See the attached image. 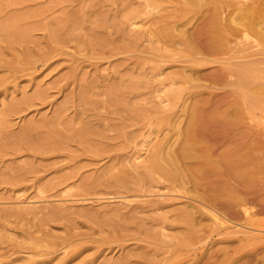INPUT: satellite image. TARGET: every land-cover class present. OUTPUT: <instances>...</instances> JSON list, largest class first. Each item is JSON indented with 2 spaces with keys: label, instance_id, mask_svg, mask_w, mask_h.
<instances>
[{
  "label": "rangeland",
  "instance_id": "374dc122",
  "mask_svg": "<svg viewBox=\"0 0 264 264\" xmlns=\"http://www.w3.org/2000/svg\"><path fill=\"white\" fill-rule=\"evenodd\" d=\"M195 1L0 0V264H264V38L210 46L236 0ZM193 112L213 158L248 146L249 214L153 171Z\"/></svg>",
  "mask_w": 264,
  "mask_h": 264
},
{
  "label": "bare ground",
  "instance_id": "6f19581e",
  "mask_svg": "<svg viewBox=\"0 0 264 264\" xmlns=\"http://www.w3.org/2000/svg\"><path fill=\"white\" fill-rule=\"evenodd\" d=\"M192 2L195 3L196 1L192 0ZM220 8L221 7H216L214 9L212 16L206 20L205 25H204L205 28L203 30L208 35L210 46L213 47L214 44H224L225 45L227 42L231 41V36H234L237 31H238L237 33H239V30H241V32L242 30L243 31L244 30H255L256 32H258V36L261 35L260 37L264 38V0H236L235 8L233 9V11L231 13L228 12L229 14L226 13L225 11L227 16L226 15L223 16L224 11L222 12ZM162 30L165 35L172 34V32L170 31L172 30V28H169L168 26H165ZM248 62H244V63L247 64ZM241 64L243 65V63ZM237 65L239 66L238 63ZM242 65L241 67L236 68L238 73H241V72L243 73L244 70L248 68L246 67L245 69V67H242ZM249 68H251V66ZM235 83L237 87L239 88L246 86V82L242 76ZM247 83L249 82L247 81ZM236 89L238 91V88ZM225 117L223 116L226 123L231 124V119L229 118L226 119ZM194 119H195V114L193 112L190 116L188 126L185 132L183 130L185 138H184V143L181 146V149L177 153L171 152L169 154L171 156L167 158L168 162H170L171 164H174L175 166L177 162H190V166H187L184 169H181L180 167L176 166L175 169H179L180 171L172 173L171 171L166 169L164 163L161 161L159 152H155L150 158L152 162L151 165H152L153 171L155 172L157 171L159 173L162 172L165 175V177L171 182H179V184L180 183L182 184V181H184V184H187L185 185V189L188 194V199L191 201L189 205L187 206L191 214H192V211H191L192 209H196L197 212L203 214L204 213L203 210L198 208V205H201L204 209L206 208L205 210H209V212L211 211L210 213L218 221L220 219V217L219 219H217L218 213H213V212L217 211V208H219L221 205H224V204H227L228 205L227 208H230V210L233 209L235 212H237L240 209L243 211V213L249 214L250 210L244 206V204L248 200L249 195L251 194L249 183H248L249 179L243 178L237 173L238 168H240L241 166L247 163V159L250 154L248 146H243V148L233 147L231 149H228L226 152L224 151V154L221 156V158L220 156H219V159L213 158L211 154L208 152L207 146L203 143V141L199 137L200 135L196 137L198 134V133L196 134V129L191 127L192 123L194 122ZM31 143L30 145H32ZM209 147L211 148V146ZM214 171L219 172V177H216L218 180H215V179L208 180L209 177H205V175L207 173L208 174L213 173ZM213 175L214 174H212L211 176ZM123 181L124 180L122 177H119L116 180L117 183H123ZM234 211L232 212L235 213ZM183 217H188L189 220L191 221L190 214L185 213L183 214ZM184 219H187V218H184ZM228 221H231V220H228ZM235 226H237V224ZM241 228L243 227L241 226ZM127 261L129 260L127 259ZM127 261L125 260V262Z\"/></svg>",
  "mask_w": 264,
  "mask_h": 264
}]
</instances>
